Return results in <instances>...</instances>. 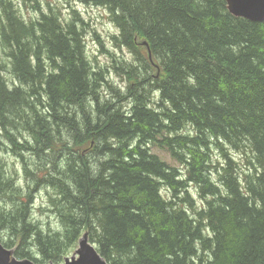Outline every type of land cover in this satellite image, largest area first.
I'll use <instances>...</instances> for the list:
<instances>
[{
  "label": "trees",
  "instance_id": "1",
  "mask_svg": "<svg viewBox=\"0 0 264 264\" xmlns=\"http://www.w3.org/2000/svg\"><path fill=\"white\" fill-rule=\"evenodd\" d=\"M85 3L108 11L113 44L133 54L113 67L128 73L115 103L97 94L103 72L77 11L64 22L36 2L39 17L24 20L0 0V148L27 182L0 162L3 245L59 264L87 232L108 264H264V21L231 15L225 0ZM39 187L54 190L61 231L32 217Z\"/></svg>",
  "mask_w": 264,
  "mask_h": 264
},
{
  "label": "rangeland",
  "instance_id": "2",
  "mask_svg": "<svg viewBox=\"0 0 264 264\" xmlns=\"http://www.w3.org/2000/svg\"><path fill=\"white\" fill-rule=\"evenodd\" d=\"M13 2L17 5L20 15L22 18H24V20H28L29 18L34 20L39 17V13L35 8V5H37L36 2L38 3L40 10L43 12H47L49 9L59 12L60 17L64 22H69L70 19L73 18V10L77 11L79 19L84 23V25L78 23V26L83 30L84 33V44L87 60L90 61L92 65L91 68H93L95 71L103 72L102 76L104 78V83H102L97 89V94L100 96L102 101L111 100V103L116 102V97L114 95L116 92H120L124 95L128 86V73H126L127 77L119 76L117 72L114 71L113 67L116 63L117 67L119 65L122 67L123 61L130 65L132 64L131 62L135 61L132 52L127 47L123 45L116 46L113 44L112 37L117 36L119 31L109 19V13L106 9L89 5L88 3H85V0H13ZM65 131V129H62V133L67 134ZM210 150L211 159L213 162L212 164L218 168L222 163V160L220 159L221 151L214 146H212ZM152 152L162 158L168 165L177 167L178 169H183V167L177 162H174L170 156L165 153V151L152 149ZM229 154L231 157L233 156L236 159L235 160L232 157L235 162L237 161L239 164L245 163V159L240 157L236 152L229 150ZM55 160V157L51 158L52 162H55ZM0 162L7 163L6 171L8 178L12 179L13 181L17 179L20 181L19 184L22 185V188L25 189L27 183L26 178H24L20 173H18L17 176V172L20 171L17 169H20L21 166L18 163V158L9 151V148H0ZM55 177L58 178L59 175ZM212 180L214 183L219 185V175L217 172L216 175H212ZM29 185L32 186L31 184ZM53 191L54 190L51 188L47 189L46 191L44 188H37L35 193L32 194V199L29 204L32 210V217L39 221L44 232H47L48 230L54 232L60 229H57V224L55 222L56 216L53 210V202L56 200V197L53 198ZM164 191L165 189L162 190V192ZM190 191L192 193L191 196L199 203L200 200L198 199L197 191L193 186L190 187ZM4 204L8 206L7 202ZM5 205L2 204L0 207H5ZM9 234L10 232H7V235ZM83 234H87V232H83ZM4 236L5 235L2 233L1 238H5ZM0 243L3 245L1 240ZM17 245L18 240H15V244H13L11 247H8L7 249L12 250L13 257L15 259L22 260L14 254L18 249ZM77 247L78 245L76 248L74 247L71 250L72 252L66 257L75 255ZM32 256L36 259H41L37 252H35V255ZM44 264L55 263L47 262ZM59 264H63V260Z\"/></svg>",
  "mask_w": 264,
  "mask_h": 264
},
{
  "label": "water",
  "instance_id": "3",
  "mask_svg": "<svg viewBox=\"0 0 264 264\" xmlns=\"http://www.w3.org/2000/svg\"><path fill=\"white\" fill-rule=\"evenodd\" d=\"M228 12L251 22L264 21V0H225ZM75 255L65 257L63 264H108L95 245L83 234L78 240ZM0 264H34L30 259H15L12 250L0 243Z\"/></svg>",
  "mask_w": 264,
  "mask_h": 264
},
{
  "label": "bare ground",
  "instance_id": "4",
  "mask_svg": "<svg viewBox=\"0 0 264 264\" xmlns=\"http://www.w3.org/2000/svg\"><path fill=\"white\" fill-rule=\"evenodd\" d=\"M64 157V156H63ZM48 163V162H47ZM45 186V185H44ZM46 188V187H45ZM7 236V235H6ZM5 237V236H4ZM37 255V254H36Z\"/></svg>",
  "mask_w": 264,
  "mask_h": 264
}]
</instances>
